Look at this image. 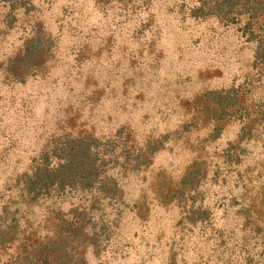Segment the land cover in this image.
<instances>
[{"label":"rangeland","instance_id":"1","mask_svg":"<svg viewBox=\"0 0 264 264\" xmlns=\"http://www.w3.org/2000/svg\"><path fill=\"white\" fill-rule=\"evenodd\" d=\"M204 1L0 0V264H264V34Z\"/></svg>","mask_w":264,"mask_h":264},{"label":"trees","instance_id":"2","mask_svg":"<svg viewBox=\"0 0 264 264\" xmlns=\"http://www.w3.org/2000/svg\"><path fill=\"white\" fill-rule=\"evenodd\" d=\"M212 1L213 0H209L208 2L211 3ZM209 3L204 1L203 4L199 5L198 9L192 14L194 19H202L203 17L207 18L214 15L220 22L227 26H238L240 19L245 18V24L239 27L242 37H245L247 41H251L252 39L256 40L260 35L264 34V24L261 25L262 28H259L258 33L253 30L255 25V23H253L254 13L253 11H249L255 10V12L264 14V0H215L213 5ZM257 41L263 46L261 52L263 53L264 35L260 36ZM257 59L258 56L254 61L255 63ZM258 63L264 64V62Z\"/></svg>","mask_w":264,"mask_h":264}]
</instances>
